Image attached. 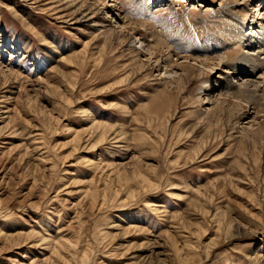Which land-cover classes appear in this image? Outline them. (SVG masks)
Returning a JSON list of instances; mask_svg holds the SVG:
<instances>
[{
    "label": "rangeland",
    "instance_id": "374dc122",
    "mask_svg": "<svg viewBox=\"0 0 264 264\" xmlns=\"http://www.w3.org/2000/svg\"><path fill=\"white\" fill-rule=\"evenodd\" d=\"M117 2L0 0V264H264V104L213 106L233 5Z\"/></svg>",
    "mask_w": 264,
    "mask_h": 264
},
{
    "label": "bare ground",
    "instance_id": "6f19581e",
    "mask_svg": "<svg viewBox=\"0 0 264 264\" xmlns=\"http://www.w3.org/2000/svg\"><path fill=\"white\" fill-rule=\"evenodd\" d=\"M105 1H107L110 7L108 11L111 13L112 18H115V15H117L116 12H120L118 14L121 15L118 17V20H116V24L120 28V31L128 30L130 26L135 25L134 23L128 22V18L122 15L124 13L120 11L117 0ZM250 1H255L254 3H256L258 0ZM219 5L233 6L232 8L227 7L224 12L219 11L215 13V17H212L217 27H220L219 25L221 24L227 26V28L222 30L220 39L216 40L218 44L214 48L217 56V58H215L217 62L214 65H221V69L223 68L222 66H224L225 70L224 72H220L215 80L217 81L218 78L222 80L223 78L225 80L222 81L225 82L218 85L220 90L215 93V97L218 98L216 99L217 103L213 105L214 109L219 110L221 103L223 104L227 101V99H225L227 95H229V97L231 95V97L239 103L263 105L264 2L254 4V6L252 5L251 7L249 0H220ZM191 7L197 8V6ZM162 41L156 39L155 45H159L160 48H165L168 51L169 48L164 45ZM227 41H229L230 44H227ZM151 49L152 48L148 47L150 54L152 52ZM170 55V53H167V56ZM209 58L204 60L208 61L210 60ZM188 59L190 58L188 57ZM166 61L168 64L171 63L169 59ZM220 96L225 98L221 99ZM4 112H6V110ZM249 126L253 128L254 123H250Z\"/></svg>",
    "mask_w": 264,
    "mask_h": 264
}]
</instances>
